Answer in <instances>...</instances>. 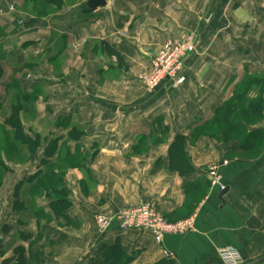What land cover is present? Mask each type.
<instances>
[{
    "label": "crops",
    "instance_id": "0c3cea01",
    "mask_svg": "<svg viewBox=\"0 0 264 264\" xmlns=\"http://www.w3.org/2000/svg\"><path fill=\"white\" fill-rule=\"evenodd\" d=\"M85 2L18 28L0 0V27L16 24L0 37V123L16 88L13 97L27 95L24 133L40 139L27 161L3 156L0 264L20 254L25 264H90L116 240L138 252L128 264H225L227 245L244 264H264V151L244 157L238 141L197 132L247 73L264 72V0H108L96 10ZM189 32L198 50L186 82L148 91L140 76L151 56ZM143 202L171 221L195 216V230L159 241L117 223L102 231L95 220Z\"/></svg>",
    "mask_w": 264,
    "mask_h": 264
},
{
    "label": "trees",
    "instance_id": "16d2710c",
    "mask_svg": "<svg viewBox=\"0 0 264 264\" xmlns=\"http://www.w3.org/2000/svg\"><path fill=\"white\" fill-rule=\"evenodd\" d=\"M45 3L46 6L53 7L55 9H61L63 0H40ZM86 9V8H85ZM2 28L0 27V30ZM27 95L19 90L18 98L13 103V111L9 117L5 120L3 128L10 126L12 131H8L7 134L10 137V142L7 149L11 148L15 154L19 153L22 157L23 154L32 157L36 152L40 139L33 140L31 137L25 135L23 123L20 120L21 108H25V99ZM264 120V72L247 73L244 78L234 86L232 95L223 102L222 105L216 110L213 118L208 120L204 125L197 128L199 134H208L214 137H222L224 141L230 139H238V143L243 151L261 154L264 151V128L263 129H250L249 126L263 122ZM7 131V130H6ZM26 143V154L24 148H21V144ZM51 146L54 147L52 143ZM6 147V146H5ZM0 145V187L3 183L4 176L9 171V167L5 164L3 158V152ZM50 162L45 161V165L49 166ZM43 169H40L34 177H30L27 180H38ZM55 188L58 185L55 183ZM100 258L92 259L90 264H128L129 261L134 259L138 252L128 254L121 247L119 240H116L111 245H103L99 247ZM15 261V262H14ZM4 264H25L23 260V254H20L19 258L6 260ZM156 264H174L172 260L159 262Z\"/></svg>",
    "mask_w": 264,
    "mask_h": 264
},
{
    "label": "built area",
    "instance_id": "2783aa9c",
    "mask_svg": "<svg viewBox=\"0 0 264 264\" xmlns=\"http://www.w3.org/2000/svg\"><path fill=\"white\" fill-rule=\"evenodd\" d=\"M198 50L194 33L183 34L167 40L161 49L151 56V68L140 77L146 88L153 90L164 82L177 89L187 80L185 69L190 57ZM212 183L221 191L226 189L222 181L223 174L219 166L209 169ZM99 228L103 231L110 229L117 223L121 231L129 229H144L155 234L157 240L162 241L167 234H181L193 232L196 228V217L189 216L180 221H171L165 218L161 210L153 202H143L135 207H126L113 216L97 214L95 217ZM220 257L225 264H244L245 260L233 246L227 245L219 250Z\"/></svg>",
    "mask_w": 264,
    "mask_h": 264
},
{
    "label": "rangeland",
    "instance_id": "374dc122",
    "mask_svg": "<svg viewBox=\"0 0 264 264\" xmlns=\"http://www.w3.org/2000/svg\"><path fill=\"white\" fill-rule=\"evenodd\" d=\"M78 2L80 3V2H82V0H63V5L61 6V9H58V10L53 8V7H50V6H46L45 3L40 1V0H6V3L3 6L9 12L12 11L13 14L19 15L20 21H16L17 27L19 28L20 26L22 27L23 25H25L26 24L25 22H32V21H36V20L47 19L48 16H51L55 13H60L61 10H63V9L69 10L70 9L69 7H72L76 4H78ZM64 5H65L66 9L63 8ZM12 24L14 26L16 25V24H14V22ZM14 26H11L8 28L5 27L4 29H1L0 30V37L5 36V34H7L8 31H10L11 28H13ZM22 74L24 75L23 77L25 78V77H27L26 75L30 74V72L25 71ZM13 89L15 91H18L16 88H13ZM13 89L10 90V88H9L7 90V93L9 95H12L11 97L14 98V101H16L18 96L13 97L16 94V92H14ZM154 90L155 89L150 90V91H154ZM26 120H27V118H26ZM210 137L215 138L217 141L223 142V143L238 141V139L235 138V140L230 139L229 141L226 142V141H224V138L222 137V135L219 138L214 137V136H210ZM9 142H10V137L8 136L7 131L3 128L2 123H0V143H3V145H1V144L0 145H1V147H4V149H2V152H3L2 154H4L3 156L8 158V159L11 158V159L19 160L20 162L29 160V158H30L29 155L27 156V155L23 154L22 157H18V156H16L14 151L11 150V148L7 149ZM239 155H241V154H239ZM242 156L250 158V157H255L256 154L255 153L242 154ZM214 166H218V165L212 164L209 166V168H212Z\"/></svg>",
    "mask_w": 264,
    "mask_h": 264
},
{
    "label": "water",
    "instance_id": "95a60500",
    "mask_svg": "<svg viewBox=\"0 0 264 264\" xmlns=\"http://www.w3.org/2000/svg\"><path fill=\"white\" fill-rule=\"evenodd\" d=\"M109 4L108 0H86L84 3V7L87 10H96V9H101L103 7H106ZM227 189H223L221 191V196L226 192Z\"/></svg>",
    "mask_w": 264,
    "mask_h": 264
}]
</instances>
